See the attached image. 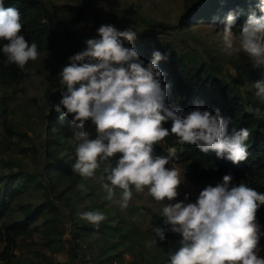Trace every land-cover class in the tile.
<instances>
[{"label":"trees","instance_id":"16d2710c","mask_svg":"<svg viewBox=\"0 0 264 264\" xmlns=\"http://www.w3.org/2000/svg\"><path fill=\"white\" fill-rule=\"evenodd\" d=\"M183 16L186 17L180 27L205 22L236 35L254 37L260 29L264 32V0H198L185 9ZM82 17L80 8L73 5L54 6L51 10L44 0H0V86L7 88L21 79L23 64L38 51L53 50L60 42L74 51L78 44L71 30L73 22ZM59 25L61 33L56 29ZM100 32L99 47L85 63L67 70L60 91H45L50 101L47 126L55 125L57 117L63 118L66 113L65 118L71 115L82 124L102 127L109 144L107 158L115 172H122L115 177L119 184L127 183L140 166L158 170L170 160L171 156L156 143L157 137L174 141L173 158L195 168L201 179L216 176L221 184L231 182L235 186L237 192L231 190L229 208L234 217L247 209L256 218L264 219V62L238 59L237 75L226 81L220 76L221 67L213 56L202 57L192 49L182 53L163 38L146 40L138 46L119 42L115 50L103 42L104 28ZM115 75L139 102L136 113L105 102L97 94ZM98 78L106 82L96 81ZM245 82L254 89L246 98L240 95V85ZM69 86L74 89L68 93ZM6 112L5 105L0 104L4 137L9 141L13 135L24 139L25 134L6 123ZM46 129L49 132L51 128ZM57 137L42 145L45 166L37 175L22 172L0 175V264H20L15 255L18 240L32 238L34 232L43 239L45 247L64 250L67 246L61 225L68 220L71 222L68 240L72 246L67 248L68 259L61 263L42 256L35 264H121L123 246L130 247L134 256L129 264H170L162 249L152 259L136 249L144 243L140 228L133 226L135 221L130 215H122L119 209L106 218L96 214L99 210L95 205L85 215L77 214L73 206L88 196L84 187L68 190V195L63 190L51 195L54 184L46 165L55 152ZM51 167L58 169L60 165L53 163ZM31 184L41 189V201L19 203V194ZM109 199L111 196H107ZM15 202L22 214L10 219ZM114 221L117 225L112 226ZM193 222L197 231L186 238L188 257L195 254L193 242L198 238L205 240L210 248L206 258L213 254L212 260L240 252V242H248L247 238L255 240L251 234L238 242L229 240L221 250V228L199 217ZM31 224L34 225L30 228ZM90 233H96V241H104L100 251L106 254L92 252L89 257L85 249L80 254L77 237H89ZM152 239L167 249L182 245L170 217L157 219ZM83 246L90 249L93 241ZM226 248L234 252L225 251ZM191 262L184 260V264Z\"/></svg>","mask_w":264,"mask_h":264},{"label":"rangeland","instance_id":"374dc122","mask_svg":"<svg viewBox=\"0 0 264 264\" xmlns=\"http://www.w3.org/2000/svg\"><path fill=\"white\" fill-rule=\"evenodd\" d=\"M44 1L51 10L54 6L62 8L64 5L80 8L83 17L80 21L73 22L71 30L78 46L73 51L60 42L53 50L36 52L29 62L23 64L24 75L21 79L7 88L0 86V104L3 103L7 111L4 116L6 123L18 133L25 134L24 139L13 135L9 141L4 137L3 127L0 126V175L11 172L37 175L41 167L45 166L42 145L61 135L57 137L55 152L48 157L46 165L49 169L48 177L54 184L51 195L62 190L68 195L69 191L84 187L88 196L73 206L77 214L85 215L89 208L95 205L99 210L96 214L105 218L114 215L118 209L122 215H130L135 221L133 226L140 228L144 242L138 244L136 249L145 252L146 258L152 259L151 257L162 249V253L172 264H184L185 259L189 263H192V260L193 264H264V219L256 218L247 209L240 210L233 216L229 209L231 190H237L231 182L221 184L216 176L201 179L195 168L173 158L174 141L157 137L156 143L162 147V151L171 156L170 160L158 170L140 166L128 177L127 183L119 184L115 177L122 172H115L111 160L107 158L109 144L103 137L102 127L82 124L71 115L65 118L66 113L63 118L57 117L55 125L47 126L50 101L45 95L47 89L58 92L61 83L65 81L67 70L75 69L90 58L99 47L97 40L101 38L102 28L103 42L112 45L115 50L119 42L138 46L146 40L163 38L171 45L175 44L182 53L192 49L202 57L213 56L221 67L220 76L226 81H231V78L237 75L235 63L238 59L249 63L264 62L263 30L260 29L257 35L250 37L246 34L236 35L205 22L178 26L185 20V9L198 0ZM61 28V25L56 26L57 32L61 33ZM116 77L115 75L112 82L101 86L97 94L103 97L105 102L119 106L127 112L136 113L140 109L139 102L128 93L119 78L115 79ZM96 81L106 82V79L98 78ZM73 89L74 87L69 86L68 93ZM253 91V85L250 83L240 85V95L244 98L248 92ZM54 103H57V100ZM46 127L51 128L49 132ZM158 130L160 132V129ZM53 163H58L60 167H51ZM107 196H111V199L107 200ZM41 199V189L35 184L29 185L18 196L19 203H35ZM19 203L15 202L14 214H11L10 219L21 217ZM159 217L171 218L176 238L182 245H173L171 249H167L154 243L152 233ZM195 217L221 228V250L229 240L238 242L243 236L250 234L255 240L247 238L248 242H240V252L223 258L218 256L212 260L213 254L209 259L206 258L210 248L205 240L198 238L193 242L195 254L188 257L189 251L185 242L189 235L197 231L193 222ZM115 225L117 221L112 222V226ZM61 226L64 230L62 237L65 245L72 248L69 243L71 222L64 221ZM95 236L96 233H90L89 237H77L82 246L87 245L90 240L93 241L90 249L80 245V254L83 249L88 252L89 257L92 252L106 254L100 251L104 241H96ZM18 243L15 255L20 264H35L42 256L61 263L68 259L67 248L54 250L45 247L37 232L33 233L32 238L18 240ZM120 249L127 257L134 258L130 247L123 246ZM226 249L225 251L234 252L232 248Z\"/></svg>","mask_w":264,"mask_h":264},{"label":"crops","instance_id":"0c3cea01","mask_svg":"<svg viewBox=\"0 0 264 264\" xmlns=\"http://www.w3.org/2000/svg\"><path fill=\"white\" fill-rule=\"evenodd\" d=\"M131 261L132 257H127L126 254H123L121 264H129Z\"/></svg>","mask_w":264,"mask_h":264},{"label":"water","instance_id":"95a60500","mask_svg":"<svg viewBox=\"0 0 264 264\" xmlns=\"http://www.w3.org/2000/svg\"><path fill=\"white\" fill-rule=\"evenodd\" d=\"M183 17H186V16H183Z\"/></svg>","mask_w":264,"mask_h":264},{"label":"built area","instance_id":"2783aa9c","mask_svg":"<svg viewBox=\"0 0 264 264\" xmlns=\"http://www.w3.org/2000/svg\"><path fill=\"white\" fill-rule=\"evenodd\" d=\"M116 264V263H115Z\"/></svg>","mask_w":264,"mask_h":264}]
</instances>
